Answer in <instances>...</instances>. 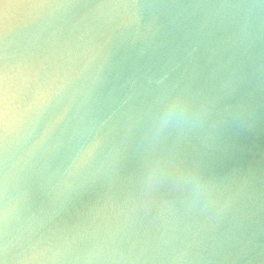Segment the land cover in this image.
Listing matches in <instances>:
<instances>
[{"label": "clouds", "instance_id": "clouds-1", "mask_svg": "<svg viewBox=\"0 0 264 264\" xmlns=\"http://www.w3.org/2000/svg\"><path fill=\"white\" fill-rule=\"evenodd\" d=\"M65 7L70 15L83 9L81 19L101 29L82 70L88 121H78L66 143L68 109L60 100H38L27 113L25 141L38 170L24 192L31 233L56 227L85 181L125 176L134 181V210L151 211L166 196V210L215 221L232 214L240 183L222 187L211 161L227 132L251 133L264 119V0ZM82 132L83 142L73 146ZM7 144L6 130V152ZM53 147L70 155L58 162ZM236 229L224 243L246 260L243 223ZM4 252L3 264L10 254L36 259V245L13 249L6 239Z\"/></svg>", "mask_w": 264, "mask_h": 264}, {"label": "water", "instance_id": "water-1", "mask_svg": "<svg viewBox=\"0 0 264 264\" xmlns=\"http://www.w3.org/2000/svg\"><path fill=\"white\" fill-rule=\"evenodd\" d=\"M128 0H0V264L6 239L13 249L36 245V259L9 255L7 264H264V119L251 132H227L211 161L222 187L240 183L233 213L222 221L200 214L133 209L134 181L84 182L73 207L56 227L40 234L29 229L31 205L25 189L34 186L25 141L30 108L48 97L68 109L62 139L67 143L78 121H88L80 87L85 63L94 54L101 29L65 7L118 4ZM161 3H244L258 0H157ZM122 54V53H121ZM206 52L200 63L206 61ZM83 128V124L80 125ZM7 130V152H6ZM83 142V132L71 140ZM52 154L57 155L55 147ZM69 152L59 150L58 162ZM135 161L129 162V168ZM243 223L244 251L238 260L225 241Z\"/></svg>", "mask_w": 264, "mask_h": 264}]
</instances>
